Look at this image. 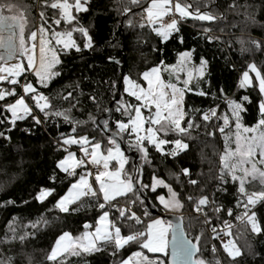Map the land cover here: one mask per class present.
Here are the masks:
<instances>
[{"label": "trees", "instance_id": "1", "mask_svg": "<svg viewBox=\"0 0 264 264\" xmlns=\"http://www.w3.org/2000/svg\"><path fill=\"white\" fill-rule=\"evenodd\" d=\"M4 2L5 0H0V3ZM8 2L19 5L26 14L28 30H35L36 1ZM148 3L149 0H139L137 5H133L131 0H89L88 11L79 13L78 17L79 24L87 28L92 37V47L84 49L83 37L79 33H73V39L81 51L72 49L59 52L61 63L56 69L60 74L49 82L47 88L35 85L38 91L49 98L50 109L46 111L67 112L73 122H82L75 124L76 133L71 132L72 124L66 123L60 117L45 120L44 114L39 110L35 111L41 121L39 124L28 117L17 121L14 127L9 125L12 127L10 132L0 124V131L9 137L5 139L0 136V262L11 258V264H52L46 257L63 232H68L73 237L80 235L85 231V223L91 226L88 230H93L95 219L99 215L97 197H81L69 206L70 211L66 213L53 207L55 201L70 186V182L77 179L68 177L56 168L57 161L67 155L65 146L60 144L61 134L86 136L93 143L107 141L108 137L95 127L94 120L107 110L121 73L141 81L140 74L149 68L175 65L180 53L191 52L195 65L201 62V58L206 61L205 72L200 78L190 82L191 91L184 94L183 110L188 113L185 120L191 118L199 127L193 126L189 129V134H182L180 137L175 133L167 136L162 132L159 134L167 140L180 138L189 147L179 152L176 157H166L145 143L148 156L144 159L136 148L125 145L124 136L123 139L118 137L126 149L138 152L137 168L140 172L139 178L144 184L151 186L152 176L155 174L178 194L177 199L183 207L175 214L182 216L185 232L191 240L197 235L201 237L197 257L205 260L206 264H217L218 261L219 264H264V200H259L254 206L249 205L251 209L248 212L255 213V220L261 226L260 233H253L246 220L239 222L235 219L238 213L244 212L243 204L247 203L245 198L241 206H237L238 182L232 181L230 177L226 183L219 179V158L227 127L222 135L218 128L223 125V120L217 119V116L231 117L225 97L241 102L246 108L240 113L244 126L251 127L258 119V102L261 99L258 90L251 87L241 88L239 81L249 63L264 69V0H190L191 11L198 7L201 13L208 12L216 19L182 20L178 24V31L173 32L163 42L147 25L140 27L141 14ZM230 4H235V7L230 8ZM124 6L130 9L127 13L123 12ZM39 11H44L47 17V23L43 26L48 29L49 35L53 29H64L63 22L59 27L52 24L54 13L55 18H59V15L43 2L39 5ZM128 20L132 21L131 25L127 23ZM39 24L41 26V19ZM205 28L208 29L207 32L204 31ZM123 56V65L115 62ZM164 78L169 81L170 76L164 74ZM171 82L175 83L176 80L171 77ZM178 86L183 87V84ZM12 87L7 83L0 85V88L8 90ZM197 92L205 95H198ZM245 95L249 100L241 101V97ZM5 99L12 101V97ZM26 99L33 104L30 98ZM121 101L125 104H137L122 91L119 102L112 106L111 116L106 119L108 133L117 132L116 121H128V115L123 114L122 107L117 111ZM3 103L0 101V105ZM213 108L216 109L215 116L210 112ZM205 113L210 117L207 121L202 119ZM7 115L10 118L9 113ZM182 124L187 127L183 121ZM229 124H232V119ZM163 147L168 151L174 145ZM68 149L72 151L71 148ZM130 164L126 170L134 173L133 164ZM182 168H188L190 176H185ZM53 174L56 175L55 181L50 180ZM189 179L196 180L197 184L190 185ZM42 187L53 188L55 191L41 203L35 200V196ZM262 187L264 186L259 179H252L245 184L249 193L260 191ZM143 191L159 213H174L163 210L156 200L157 195L168 197L166 188L158 187L156 192H152L149 187ZM188 196H192L193 201H189ZM200 196H207L209 204L203 206L201 213H197L193 210V203ZM9 201L12 203H8ZM112 203L116 206L131 204L133 212L127 211L126 215L137 214L144 226L152 218H156L149 213L148 216L144 215L145 203L137 199L136 194L127 193ZM216 207L221 209L219 213L213 211ZM229 208L233 210L231 216L228 215ZM106 210L109 212V221L120 226L123 234H129L141 227L133 220L121 223L117 210H112L111 207ZM205 216L208 218V225L205 224ZM228 218L234 221V226L228 230V239H232L240 250V255L235 260L224 251L216 232L208 237V231L213 228L217 231ZM9 221H12L15 233L8 230ZM37 221L40 223H36ZM34 223L36 227H32ZM21 236L24 237L23 240ZM213 247L216 254L212 253ZM112 251V245H102L99 251L81 252L79 255L70 254L69 250V253L58 257V264H119L130 257L132 252L141 249L133 244L125 246L115 255ZM142 251L153 260L164 258L162 254L149 253L146 249ZM138 259L133 257V262Z\"/></svg>", "mask_w": 264, "mask_h": 264}, {"label": "snow or ice", "instance_id": "2", "mask_svg": "<svg viewBox=\"0 0 264 264\" xmlns=\"http://www.w3.org/2000/svg\"><path fill=\"white\" fill-rule=\"evenodd\" d=\"M42 2L53 10H58L59 18H55V13L52 19V24L59 27L63 21L64 29L51 31L49 35L48 29L43 25L47 23V17L44 11L40 12V19L42 21L38 30H28V21L26 14L20 9L19 5L8 2L0 3V48L5 50V55L0 56V82L7 81L8 85H12V89L8 90L0 88V124L5 126V129L10 132L12 127L16 125L17 121H23L30 117L36 124L41 123L34 108L30 103L26 102V98H30L34 102L35 109L44 114L45 120L55 117L62 118L66 123L72 124V133H76V123L73 122L67 112L60 111H46L50 109L49 98L42 92L38 91L35 85H40L41 88H47L49 82L60 73L56 66L61 63L59 59V52H67L70 49H75L77 52L81 48L73 39V33H79L83 37V48L90 49L92 47V37L89 35L87 28L79 24L78 14L88 11L87 5L89 0H74L70 3L69 0H42ZM133 5H137L139 0H131ZM230 8L235 7V4H230ZM192 4L190 0H149L147 7L143 8L140 19V27L146 25L152 29L161 38V42L166 41L173 32L178 31V24L182 20L192 19L199 21H213L215 16L208 12L201 13L198 7L195 11H191ZM72 9L77 15H73ZM130 9L124 6L123 12L127 13ZM7 12L9 14L5 15ZM169 18L167 21L165 18ZM73 21H76L73 24ZM129 25L132 24L128 20ZM71 27L69 28L68 26ZM27 31V35H26ZM208 31L207 28L204 29ZM37 37L38 46H37ZM209 39H212L209 37ZM54 42V43H53ZM183 39L181 38V43ZM57 46H60L59 49ZM257 47L259 45L257 44ZM38 51V54H37ZM15 61V62H10ZM26 61V64L24 63ZM191 62V52H182L175 65H160L150 68L140 74L139 79L144 81L147 87L142 86L137 80L131 79L128 75L123 76L124 92L129 97L134 98L139 103L133 105L131 103L125 104L120 102V111L124 109L123 114L128 115V123L116 121L117 132L109 137V144L111 147L107 149V155L101 153V144L99 141L91 142L86 136H74L72 134H61V146L78 145L79 151L83 154L81 158L69 151L68 147H64L67 153L62 159L56 163V168L60 172L65 173L68 177H75L78 179L70 182V186L64 195H61L53 205L54 208L60 212H69V205L79 201L83 196L97 197V207L99 215L95 219V228L93 231L88 229L91 227L85 223V229L80 235L73 237L68 232H63L55 241L50 253L46 259L52 264H58V257L64 253L79 255L83 253H91L99 251L100 246L112 245V254L120 252L125 246L133 244L138 245L141 251L132 252L131 256L124 259L120 264H133V257L139 258L135 264H206L205 260L196 257L195 254L199 251L198 244L201 239L199 235L194 237V240L188 239L180 223L172 224L160 218H152L144 226V222L132 213L126 215L124 210H119V218L121 223L126 220H133L136 225H141L135 231L129 234H123L122 228L115 222L109 221V212L106 208L115 207L112 202L117 197L125 196L127 193L136 194V186L139 185V191H143L150 187L152 192H156L158 187L166 188L169 195L165 198L162 195H157L156 200L166 212H179L183 204L177 199V193L173 188L165 183L164 180L159 179L155 174L152 176L151 186L144 184L139 178V169H135L134 173H129L125 169L127 158L121 151L120 145L117 142L116 136L125 133L126 129H130L128 135L133 137L129 144L134 147L142 155V158L147 159L148 151L147 145H151L155 150L161 153L162 156L176 157L179 152L186 150L189 146L182 142V139L175 138L167 140L158 137L157 132H162L164 136L169 133H175L177 137L182 134H189V129L199 127L198 124L191 118L185 120L188 114L183 110V99L186 91H191L189 88L190 82L198 76H202L201 68L188 69V64ZM201 67L206 63L201 58ZM163 65V61H161ZM162 71H170V79L165 82L161 78ZM178 72H183L184 76L181 80ZM171 75H176V82H171ZM35 77L33 80L32 77ZM254 76V79H253ZM18 78H20L18 80ZM182 83L183 87L177 85ZM17 86L19 90H17ZM239 87H251L253 90H258L261 99L258 102V119L251 127H246L241 123V115L246 108L241 102H237L225 97V102L228 105V111L232 113L231 117L217 116V119L223 120V125L219 126L218 130L224 135L225 127L229 126L230 119L235 120V149L230 147L232 142L229 136H225V147L223 153L220 155V176L222 182H227V178L238 182L239 186L237 192V206H241L243 200L246 198L247 203L243 204L244 212L238 213L235 219L239 222H245L250 226L253 233H260L261 226L255 220V213L248 215L249 205L254 206L259 200H264V187L260 191L248 192L245 184L248 183L247 178L251 177L253 180L259 178L260 184L264 186V69L259 68L254 63H249L246 70L243 71L239 81ZM198 95H205L203 92H197ZM223 96V90H221ZM12 97V101L5 98ZM247 95L241 97V101H248ZM155 109L152 112V109ZM142 109L147 111L145 116ZM134 111V115L132 112ZM212 115H216V109H210ZM10 113V118L7 115ZM205 121L209 120L208 113L202 117ZM187 124L184 127L182 124ZM107 125V121H105ZM145 124L148 126L145 128ZM11 125L12 127H9ZM154 126H159L154 128ZM107 131V129H105ZM251 133V135H248ZM212 133H209L211 135ZM0 136H4V132L0 131ZM5 139L9 137L4 136ZM147 142L145 145L144 142ZM172 144L170 150L165 151V145ZM89 146L91 151H89ZM257 153L259 159H256ZM115 161V166L109 170V163ZM85 164H90L94 167L98 166L96 173L85 170L77 173L76 169L83 168ZM181 171L185 176H190L188 168H182ZM242 173L238 175L237 173ZM94 175L95 186H98V191L89 183V176ZM56 175L53 174L50 180L55 181ZM190 185H196L197 181L189 179ZM55 190L53 188L42 187L36 194L35 200L43 202L47 197L51 196ZM102 196L103 202H100ZM139 199V196H136ZM189 201H193L192 196H188ZM8 203H12L9 201ZM209 200L207 196H200L193 203V210L197 213L203 211V206L208 205ZM74 210V209H73ZM214 212L219 213L221 209L216 207ZM232 209H228V215H232ZM148 216L147 211L144 213ZM178 220L181 217H177ZM208 222L205 216V223ZM36 223H40L37 221ZM36 223L32 227H36ZM46 223V221H45ZM227 229H231L233 225L225 220L223 222ZM8 230L15 233V228L12 227V221H9ZM216 232V229H212ZM169 233L171 239L169 240ZM27 235V233L25 234ZM224 237L230 236V231L223 232ZM219 237V233H217ZM214 237V238H217ZM23 236L21 239L23 240ZM227 255L235 260L240 255V250L232 239H227L222 244ZM147 250L150 253H160L163 259L157 258L155 260L149 258L142 250ZM169 249H171L169 253ZM216 249L213 248L215 253ZM195 257V258H194ZM0 264H11V258L8 261L0 262ZM219 264V261L217 262Z\"/></svg>", "mask_w": 264, "mask_h": 264}, {"label": "rangeland", "instance_id": "3", "mask_svg": "<svg viewBox=\"0 0 264 264\" xmlns=\"http://www.w3.org/2000/svg\"><path fill=\"white\" fill-rule=\"evenodd\" d=\"M71 2V1H70ZM5 15H7V14H9V13H7V12H5L4 13ZM35 19H36V16H35ZM38 40H39V37H37V42H38ZM54 43V42H53ZM37 46H38V43H37ZM59 46H57V48H58ZM37 54H38V51H37ZM5 55V50L3 49V48H0V56H4ZM178 58H179V56H178ZM178 60V59H177ZM10 62H15V61H10ZM25 64H26V61L24 62ZM177 63V62H176ZM152 68V67H151ZM162 68V67H161ZM193 68H201V70H202V72H203V74H204V72H205V64L201 67V63H199L198 65H195L193 62H192V59H191V62L188 64V69L189 70H192ZM150 69V68H149ZM148 69V70H149ZM164 74H166V75H168V76H170V71H162L161 72V78L165 81V82H168L167 80H165V78H164ZM179 76H180V78H181V80L183 79V76H184V73L183 72H178L177 73ZM171 77H173L175 80H176V75H171ZM201 76H198V77H196L195 79H198V78H200ZM20 78H18V80H19ZM32 79L34 80L35 79V77L33 76L32 77ZM195 79H193L192 81H194ZM253 79H254V76H253ZM137 82H139L142 86H144V87H147V85L144 83V81H137ZM4 83H7V81H2V82H0V85L1 84H4ZM38 86H40V85H38ZM178 86V85H177ZM179 87V86H178ZM122 91H123V93L125 94V95H127V93H125L124 92V84H123V79H122ZM128 96V95H127ZM132 98V97H131ZM134 99V98H133ZM135 100V99H134ZM136 101V100H135ZM11 102H14V101H11ZM26 102H28V103H30L27 99H26ZM137 102V104L139 103L138 101H136ZM30 105L34 108V110L36 111H38V109H35V107H34V102H33V104H31L30 103ZM152 112H154L155 111V109L153 108L152 110H151ZM142 112H144V115L145 116H147L148 115V113H147V111H145L144 109H142ZM132 114L134 115V111L132 112ZM9 115H11L10 113H9ZM231 115H232V113H231ZM121 122H123V123H128V121L127 122H125V121H121ZM148 125L147 124H145V128L147 127ZM159 126H154V128H158ZM129 131H130V129H126L125 130V133H123V134H121L122 136H124L125 138H124V140H125V145L129 148L130 146H129V144H130V142H131V139H134V136L133 137H129V135H128V133H129ZM235 132H236V129H235V120H233L232 119V124H229V126H227V131H226V133H225V136H229V138H230V140L232 141L231 143H230V147L232 148V149H235V147H236V145H235ZM161 132H157V135H158V137H160V134ZM248 135H251V133H249ZM225 136H223V150H222V153H223V151H224V147H225ZM144 143H147L146 141L144 142ZM100 144H101V153L103 154V155H107V149L109 148V147H111V145L109 144V140H107V141H104L103 143L102 142H100ZM65 147H68V148H71L72 149V151L71 152H73L75 155H76V157L77 158H81L82 156H83V154L79 151V146L78 145H71V146H65ZM89 151H91V148H90V146H89ZM122 151V150H121ZM123 152V151H122ZM127 158V157H126ZM256 159H259V154L257 153V156H256ZM219 160H220V158H219ZM129 163H131L130 165L132 166V160H130L129 158H127V163H126V165H125V169L127 168V166L129 165ZM84 166H86V164L84 165ZM115 166V161H111L110 163H109V170H111L113 167ZM259 167H264V165H261V166H259ZM238 175H241L242 173H237ZM257 179H259V178H257ZM247 180L248 181H250V180H252V178L251 177H248L247 178ZM89 183L90 184H92L94 187H95V190H97L98 191V186H95V179H94V176L92 177V178H90L89 177ZM239 185V184H238ZM218 187V186H217ZM221 188V187H220ZM219 188V189H220ZM68 189V188H67ZM223 190V189H222ZM224 191V190H223ZM67 192V190L64 192V194ZM63 194V195H64ZM117 198H119V197H117ZM116 198V199H117ZM100 199L102 200V202H103V199H102V196H100ZM70 206V205H69ZM108 211V210H107ZM175 214V213H174ZM251 215V214H250ZM156 218H159V217H156ZM161 219V218H160ZM163 220V219H162ZM165 221V220H164ZM167 222V221H166ZM94 228H95V226H94ZM94 228H93V230H94ZM54 244H55V242H54ZM53 244V245H54ZM53 247V246H52ZM50 251H51V249H50ZM50 253V252H49ZM48 253V254H49ZM150 253V252H149ZM65 254V253H64ZM157 254H160V253H157ZM63 255V254H62ZM120 264V263H119ZM133 264H135L134 262H133Z\"/></svg>", "mask_w": 264, "mask_h": 264}, {"label": "water", "instance_id": "4", "mask_svg": "<svg viewBox=\"0 0 264 264\" xmlns=\"http://www.w3.org/2000/svg\"><path fill=\"white\" fill-rule=\"evenodd\" d=\"M115 62L121 63L123 65L124 64V56L120 60H116ZM123 76L124 75H123V72H122L121 73L120 80H119L118 85H117V89H116V91H115V93H114V95L112 97L111 102L109 103V105L107 107V110L105 111V113H103L102 115H100L98 118H96L94 120L95 127L98 128L108 138L109 137H112L115 133H108L105 130L106 129V127H105V121H106V119H108L111 116L112 106L115 103L119 102V100L121 98L122 79H123ZM116 139H117V142L119 143L120 148L123 151L124 155L127 158H131L132 159V164H133L134 172H135V169H137V161H138V158H139L138 152L137 151H129L128 149L125 148L123 141L118 136H116ZM136 189H137L136 196L138 195L139 196V199H141L142 201H144V203H145V210L147 211V213H149L151 216L159 217V218H161V219H163V220H165V221H167L169 223H172V224L180 223V226L184 230L185 236L188 239H190L187 236L186 232H185L184 222H183V219H182V216L181 215L174 214V213H164V214L159 213L158 210L156 209V207H154L149 202L148 198L146 197L145 192L144 191H139V185L136 186ZM177 217H181V219L178 220ZM168 238H169V240L171 239V233H169V237ZM170 251H171V249H169V253H170ZM197 255H198V252L195 254V256L197 257Z\"/></svg>", "mask_w": 264, "mask_h": 264}, {"label": "built area", "instance_id": "5", "mask_svg": "<svg viewBox=\"0 0 264 264\" xmlns=\"http://www.w3.org/2000/svg\"><path fill=\"white\" fill-rule=\"evenodd\" d=\"M36 1V11H35V15H36V27H35V30H38V28L40 27V11H39V5L40 3L42 2V0H35ZM70 2V0H69ZM70 3H74V0L71 1ZM51 9V8H50ZM53 10V9H51ZM55 11L56 13H58V10H53ZM72 13L73 15H75V10L72 9ZM59 15V13H58ZM169 18H165V20L167 21ZM63 22V21H62ZM38 43V42H37ZM60 47V46H59ZM58 47V49H59ZM72 50V49H70ZM85 170H88V171H91L93 174L97 172L98 170V166L97 167H94L90 164H86V166H84L83 168H78L76 169L77 173H80L81 171H85ZM94 175L92 176H89L90 178H92ZM77 179L79 178L78 175L75 176ZM112 210H117L119 212V210H124L125 212L129 211V212H133V207L131 204H128V205H125V204H122V205H119V206H115V207H111ZM249 209H251V207H249ZM252 214L251 212H248V215ZM136 216H138L137 214H135ZM139 217V216H138ZM227 221H229L233 226H234V221L231 219V218H228L226 219ZM206 225H208V222L205 223ZM229 229H227L224 224L222 223V225L217 229L216 233H219V237H218V241L220 243V245L222 246V244L224 242L227 241L228 237H224L223 236V232L224 231H228ZM215 233L213 231H208V237H212ZM214 248V247H213ZM213 248H212V253L213 254H216V251L215 253L213 252Z\"/></svg>", "mask_w": 264, "mask_h": 264}, {"label": "crops", "instance_id": "6", "mask_svg": "<svg viewBox=\"0 0 264 264\" xmlns=\"http://www.w3.org/2000/svg\"><path fill=\"white\" fill-rule=\"evenodd\" d=\"M163 68V67H162ZM89 231H93V230H89Z\"/></svg>", "mask_w": 264, "mask_h": 264}]
</instances>
